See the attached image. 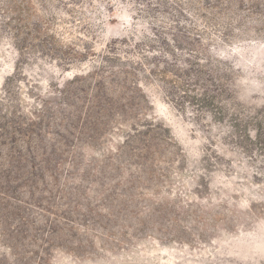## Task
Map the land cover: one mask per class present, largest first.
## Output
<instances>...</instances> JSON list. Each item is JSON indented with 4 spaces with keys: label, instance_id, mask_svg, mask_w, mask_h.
<instances>
[{
    "label": "rangeland",
    "instance_id": "rangeland-1",
    "mask_svg": "<svg viewBox=\"0 0 264 264\" xmlns=\"http://www.w3.org/2000/svg\"><path fill=\"white\" fill-rule=\"evenodd\" d=\"M0 264H264V0H0Z\"/></svg>",
    "mask_w": 264,
    "mask_h": 264
},
{
    "label": "trees",
    "instance_id": "trees-1",
    "mask_svg": "<svg viewBox=\"0 0 264 264\" xmlns=\"http://www.w3.org/2000/svg\"><path fill=\"white\" fill-rule=\"evenodd\" d=\"M234 120H237V119H234Z\"/></svg>",
    "mask_w": 264,
    "mask_h": 264
}]
</instances>
